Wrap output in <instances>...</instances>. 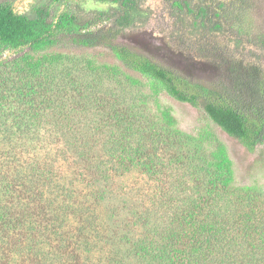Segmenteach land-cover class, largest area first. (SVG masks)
I'll return each mask as SVG.
<instances>
[{
    "label": "trees",
    "instance_id": "trees-1",
    "mask_svg": "<svg viewBox=\"0 0 264 264\" xmlns=\"http://www.w3.org/2000/svg\"><path fill=\"white\" fill-rule=\"evenodd\" d=\"M50 1L67 11L31 18L0 3V51H31L9 65L17 105L0 94V264H264L258 190L234 187L225 153L207 155L157 104L166 94L247 150L264 145L251 0ZM64 42L118 63L48 52ZM132 172L161 205L135 238L101 215Z\"/></svg>",
    "mask_w": 264,
    "mask_h": 264
},
{
    "label": "rangeland",
    "instance_id": "rangeland-1",
    "mask_svg": "<svg viewBox=\"0 0 264 264\" xmlns=\"http://www.w3.org/2000/svg\"><path fill=\"white\" fill-rule=\"evenodd\" d=\"M0 3H10L16 13L31 18L35 17V10L43 6H48L54 17L68 9L67 5L52 3L50 0H0ZM76 3H81L86 8H105V6H98L94 2L84 3L82 0H76L74 4ZM251 3L254 8L252 16L255 24L264 33V0H251ZM48 52L53 54L64 53L72 57L77 56L80 59L89 57L98 63H118L113 55L105 49L78 48L66 42L49 49ZM24 53H31V51L28 48L17 51H0V82H3L0 84L1 98L6 99V93L14 85L13 82L9 81L14 76L9 65ZM42 55L44 53L37 55V57ZM7 95L9 96V93ZM9 100L13 107L17 105L16 99H11L9 96ZM157 104L172 111L182 131L192 137H199L203 141L207 155L215 152L219 155L223 151L225 155L222 156L227 157L231 163L234 187H254L258 190L259 198L264 207V145L258 146L254 151L247 150L237 140L228 136L212 123L203 111L188 104L177 102L166 94L160 96ZM148 106L152 112H155L156 104L153 101H150ZM112 185V192L106 197L101 215L105 223L113 222L114 227L118 228L119 236L128 234L135 238L138 233L136 231H148L149 225H157L160 222L158 213L154 212H158V206L161 205L156 202L152 195L155 192L153 181H147L138 172H132L116 179ZM146 195H148L147 199L145 198ZM142 221L149 225H142Z\"/></svg>",
    "mask_w": 264,
    "mask_h": 264
}]
</instances>
